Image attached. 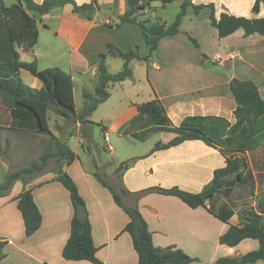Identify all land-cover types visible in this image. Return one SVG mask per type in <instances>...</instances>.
Listing matches in <instances>:
<instances>
[{
  "label": "crops",
  "instance_id": "0c3cea01",
  "mask_svg": "<svg viewBox=\"0 0 264 264\" xmlns=\"http://www.w3.org/2000/svg\"><path fill=\"white\" fill-rule=\"evenodd\" d=\"M34 1L39 3L42 0ZM75 1L81 4L90 0ZM177 1L181 3L182 0ZM14 2L0 0V5L8 7ZM253 2L192 0L194 4L213 3L216 16L220 12L246 17L262 16V5L258 12H254ZM125 9L126 0H98V8L91 19L73 12L70 3L54 6L41 14L28 11L35 18L37 40L28 51L14 44L18 59H34L39 69L59 66L71 74L73 96L77 87L82 94H93L97 75L96 56L106 51V43H112L121 50L136 44L139 55L148 53V46L134 23L108 25L117 21ZM209 12L210 9L204 7L194 14L191 7H187L179 32L173 37L159 40L148 64L132 59L129 62L132 75L121 81L109 82L108 98L96 107L106 109L98 121L102 132L107 131L109 140L117 136L123 142L147 144L145 148L135 145L132 149L127 148V151L112 155L119 159L115 163L97 164L93 157L82 160L69 147L76 158L70 164H63L62 169L74 180L85 201L95 254L102 264H136L137 253L129 233L123 231L129 220L128 215L115 203L110 190L97 180L95 171L115 191L123 188L128 192L121 194L124 204L131 205L127 201L129 197L134 198L133 202H137L151 233L153 245H173L183 250L194 258L188 264H212L218 257L238 256L258 247V241L253 238H244L234 246L218 240L230 224H239L236 211H232L227 221L214 214L221 213L225 208L232 210L230 199L236 194L235 188L228 196L214 193L205 200V206L197 207H190L179 197L156 190L177 187L197 193L211 180L213 171L225 164V157L241 153L234 151L236 147L259 141V200H264V111L259 114L253 112L255 133L252 136L246 137L241 132L228 133L235 122V101L229 87L232 78L253 80L264 100V36L258 33L245 36L243 29L238 28L227 36L218 37L216 28L210 24ZM149 14L169 24L158 12L152 11V7L144 9L140 17ZM189 36L198 41L199 48L191 44ZM110 58L111 62L115 60L112 62L115 66L122 67V59ZM137 62H142L141 77L134 79ZM107 64L108 59H105L106 67ZM15 73L32 88L42 86V82L27 70L15 71L12 68L11 47L0 10V77H10ZM154 97L159 99L168 119L162 124L151 121L149 113H139L137 109L138 104ZM91 114L87 116V121H90ZM188 117H195L191 122L204 125L206 132L217 140L214 139L216 143L188 139L177 145L153 150L156 143H166L176 135L166 127L178 126ZM30 122L33 129L34 124L28 113L12 106V100L0 92V134L8 131L13 134L26 133L24 129L28 127L25 123ZM76 123V133L67 136L66 144L73 136L79 142L81 138L87 141L89 122ZM4 143L5 153H0V182L10 172L7 156L11 148L10 138L6 136ZM112 150L113 147L110 152ZM17 162L14 159L13 164ZM124 162L127 163L125 168L115 173V168ZM103 168L104 176L101 174ZM55 176L54 171H48L27 180L41 213L39 228L29 236L25 235L23 219L16 205V197L24 187L23 181L16 180L8 193L0 196V240L5 241L3 264H93L88 260H68L61 255L69 236L73 208L67 189L55 180ZM246 264H264V261Z\"/></svg>",
  "mask_w": 264,
  "mask_h": 264
},
{
  "label": "trees",
  "instance_id": "16d2710c",
  "mask_svg": "<svg viewBox=\"0 0 264 264\" xmlns=\"http://www.w3.org/2000/svg\"><path fill=\"white\" fill-rule=\"evenodd\" d=\"M168 1L163 0V2ZM151 2L152 0H126V9L119 14L117 21L108 23L109 26H118L124 22L134 23L148 46V53L143 56L139 55L137 45L121 50L112 43H106V51L99 52L96 56L97 75L93 94L83 92L84 104L78 112L75 110L71 74L59 66L39 69L34 59L31 61H20L18 53L14 49V44L28 51L37 40L38 32L35 18L28 11L41 14L48 12L54 6L70 3L73 12L91 19L93 12L98 8V0H90L81 4H78L75 0H42L39 3L34 0H15L8 7L0 5L4 18V27L11 47L12 68L15 71L25 69L42 82L40 88H32L25 84L19 75L15 73L10 77H0V92L12 100V106L24 109L28 113V117L33 121L34 128L31 129V122L25 123L26 127H28L24 129L25 131L49 135L53 137L55 145L54 151L42 153L38 161H32L28 166L7 173L0 182V196L7 194L12 184L16 180H22L23 175L39 172L49 158L63 159V164H70L76 158V154L66 142L59 141L50 131L47 111L51 110L74 122H90L86 120L87 116L91 114L99 103L105 101L109 96L108 83L121 81L131 76L132 69L129 62L132 59L143 60L148 64L159 40L163 37H173L179 32V25L182 17L186 14L187 7L190 6L194 14L199 13L204 7H208L210 9L208 18L210 24L216 28L218 37L227 36L238 28L243 29L245 36L252 33L264 36V14L259 17H246L220 12L216 16L213 3L194 4L192 0H182L174 19L169 24H166L159 19L152 20L149 17H140L144 9L151 7ZM260 5L264 9V0H254L252 11L258 12ZM188 38L195 48H199V43L194 37L189 36ZM108 55L122 59L123 64L119 71L112 73L107 69L105 59ZM202 55L206 57L204 54ZM229 87L235 101L233 111L235 122L229 127L228 133L241 132L242 135L250 137L255 133L253 112L259 114L264 111V100L259 95L257 85L251 79L232 78L229 82ZM137 109L139 113H149L157 124H162L168 120L162 104L156 97L138 104ZM194 119L196 118L188 117L178 126L166 127V129L174 131L176 135L166 143H156L153 150L177 145L188 139H200L207 144L216 143L214 138L206 132L204 125L191 122ZM246 148V145H243L236 147L234 151L242 152ZM126 165L127 163L124 162V164L117 166L114 170L115 173L120 172ZM62 166L54 171L56 173L55 180L67 189L73 214L70 221L69 236L62 247L61 255L68 260H88L93 264H102L95 254L96 247L91 237V225L85 201L79 194L76 183L62 169ZM246 168L245 157L234 154L231 157H225V164L213 171L211 180L197 193L187 192L177 187L156 188V190L163 194L175 195L190 207L205 206V200L209 199L214 193L218 192L228 196L232 186L242 180ZM94 175L103 186L110 190L115 203L129 217L128 222L123 227V231L128 232L131 237L133 248L137 253L136 264H188L194 260L183 250L173 245L165 247L153 245L151 233L138 210L137 202L135 201L131 205L124 204L121 200V194H128L125 189L119 188L118 191H115L100 177L98 172L95 171ZM232 176H234V179ZM22 181L24 187L16 197V205L23 219L25 235L29 236L39 228L41 213L34 202L32 188L27 186L28 181ZM210 212L212 211L210 210ZM231 213L232 210L230 208H225L222 209L221 213L214 214L219 219L227 221ZM237 215L239 224H230L226 231L219 236V242L234 246L244 238H253L258 241V247L238 256L218 257L212 264H246L257 260L264 261V209L259 211L252 209L247 211L239 210ZM4 244L5 241L0 240V264H3L1 261L4 256L2 251Z\"/></svg>",
  "mask_w": 264,
  "mask_h": 264
},
{
  "label": "rangeland",
  "instance_id": "374dc122",
  "mask_svg": "<svg viewBox=\"0 0 264 264\" xmlns=\"http://www.w3.org/2000/svg\"><path fill=\"white\" fill-rule=\"evenodd\" d=\"M179 5L180 2L177 0H169L168 2H163V0H153L151 2L152 11L155 10L156 13L158 12L167 23H170L174 19L176 13L178 12ZM243 12L249 14L248 11H243ZM240 16H245V15H240ZM146 17H149L150 19L154 20L151 14H149V16ZM134 45H132V47ZM137 49H138V45H137ZM110 57L111 56H108L106 58L108 59L109 62V64H107L109 71L111 72L119 71L121 67L115 66L112 63L115 60L111 62L112 58ZM141 66H142V62L140 63L137 62V64H135L134 79H138L141 77ZM78 79L79 77L76 78V80ZM74 103L76 110L81 109L84 104V97L82 91L78 87L75 89ZM105 113H106V109L103 106L102 107L99 106L92 112L91 114L92 117H89L91 122L87 124L89 127V134L87 137V141L85 138H81V141L79 142L78 138L76 136H73L67 142L68 146L72 150H74L82 160L93 157L94 162H96L97 164L99 162L115 163L117 160H119L116 159V157H114L117 152H120L122 150L127 151V148L132 149L135 147V145L142 146L143 148H145L147 144H140L138 142L137 144H134L135 142L127 143V142H123L121 138L114 136L113 139L111 138L108 142V144L111 147H113L112 152H110L106 148L104 135L99 124L100 121H98L101 117H103ZM47 117H48L47 121L50 131L61 142L65 143L66 138H69L67 136L70 133L76 131L77 123L70 119H66L63 116L56 114L55 112H52L51 110L47 112ZM151 121L155 122L153 118H151ZM6 136L9 137L11 140L10 152L7 153L10 162V163L8 162L9 171H13L18 168L28 166L32 161H38L39 156L42 153L46 151L55 150L54 139L49 135L37 134L32 131H27L26 133L13 134L12 132L8 131L5 134H0L1 154L5 153L4 138ZM114 140L116 141V143L114 142ZM149 141H151V139ZM246 147L247 148L243 149V151L239 153V155L245 157L247 162V168L244 172L242 180L239 183L234 184L232 186V189L233 188L236 189V194L235 196H231L232 199H230L232 211H236L237 213L239 212V210L247 211L248 209H252L259 211L264 209V200H259V141L247 142ZM112 155H114L113 156L114 158L112 157ZM14 159L18 161L16 165L13 164ZM63 163H64L63 159H56V157H51L48 159L47 163L43 166V168L39 172L30 175H23L22 180L29 181L36 174H41L48 171H55L60 166H62ZM104 171L105 168H103V173H101L103 176L105 175ZM232 177L234 179V176ZM133 199H134L133 197H129L127 202L133 204L134 203Z\"/></svg>",
  "mask_w": 264,
  "mask_h": 264
},
{
  "label": "built area",
  "instance_id": "2783aa9c",
  "mask_svg": "<svg viewBox=\"0 0 264 264\" xmlns=\"http://www.w3.org/2000/svg\"><path fill=\"white\" fill-rule=\"evenodd\" d=\"M103 135H104V140L106 142V148L110 151L112 149V147L108 144L109 137H108V133L106 130H103Z\"/></svg>",
  "mask_w": 264,
  "mask_h": 264
},
{
  "label": "water",
  "instance_id": "95a60500",
  "mask_svg": "<svg viewBox=\"0 0 264 264\" xmlns=\"http://www.w3.org/2000/svg\"><path fill=\"white\" fill-rule=\"evenodd\" d=\"M85 141V140H84Z\"/></svg>",
  "mask_w": 264,
  "mask_h": 264
}]
</instances>
